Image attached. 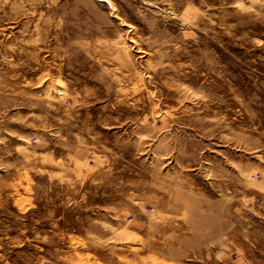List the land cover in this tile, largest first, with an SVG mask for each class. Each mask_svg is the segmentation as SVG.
Returning <instances> with one entry per match:
<instances>
[{
    "label": "rangeland",
    "instance_id": "1",
    "mask_svg": "<svg viewBox=\"0 0 264 264\" xmlns=\"http://www.w3.org/2000/svg\"><path fill=\"white\" fill-rule=\"evenodd\" d=\"M0 264H264V0H0Z\"/></svg>",
    "mask_w": 264,
    "mask_h": 264
}]
</instances>
